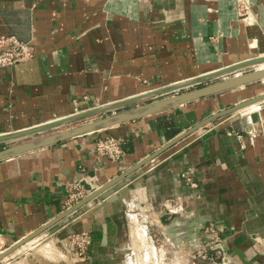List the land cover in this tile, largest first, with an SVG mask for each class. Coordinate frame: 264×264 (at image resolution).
<instances>
[{"label":"crops","instance_id":"crops-1","mask_svg":"<svg viewBox=\"0 0 264 264\" xmlns=\"http://www.w3.org/2000/svg\"><path fill=\"white\" fill-rule=\"evenodd\" d=\"M243 1L254 24L241 21L239 0H0V36H15L34 50L31 60L0 69V137L264 57V0ZM220 80L3 142L0 150ZM262 94L264 83H254L0 162L1 245L9 248L64 213L68 184L81 182L93 192L203 120ZM107 136L122 142L117 160L97 154ZM129 178L127 207L93 200L46 231L52 240L39 253L59 249L60 242L69 249L68 237L87 231L93 239L88 258L73 264H139L144 234L193 250L212 225L233 261L242 264L237 249L247 262L264 264L255 242L264 239V107L198 130ZM178 200L182 210L174 206Z\"/></svg>","mask_w":264,"mask_h":264},{"label":"water","instance_id":"water-1","mask_svg":"<svg viewBox=\"0 0 264 264\" xmlns=\"http://www.w3.org/2000/svg\"><path fill=\"white\" fill-rule=\"evenodd\" d=\"M264 57L255 58L237 65H234L232 67L223 69L221 71L204 75L202 77L192 79L183 83H179L177 85L167 87L165 89H161L159 91H155L152 93H149L147 95L134 98L128 101H124L115 105H111L108 107H103L101 109H96L94 111H90L87 113H83L80 115H75L72 117H68L65 119H61L59 121L51 122L45 125H41L38 127H34L31 129H27L24 131H19L13 134L5 135L0 137V143L3 142H9L19 139H25L30 138L35 135H39L42 133L50 132L59 128H62L64 126H67L71 123L82 121L84 119H87L93 115H96L98 113H101L103 111L113 110L117 109L119 107H124L131 104H136L141 101L167 95L170 93H174L176 91H180L183 89L190 88L195 85H199L202 83H208L215 80L222 79L220 81L208 84L204 87L195 89L193 91H189L180 95L172 96L167 99H163L157 102L149 103L147 105H144L142 107H137L135 109L122 112L116 115H112L110 117L99 119L90 123H86L83 125H80L78 127H74L71 129H67L65 131L59 132L57 134H53L50 136L33 139L24 143H20L17 145H13L7 148H4L0 150V162L15 158L17 156H21L23 154L33 152L35 150H39L42 148H46L49 146H53L56 144H59L61 142L94 134L103 130H108L112 127L129 123L138 119H142L148 116L156 115L159 113H162L164 111H167L169 109L183 106L185 104L208 98L211 96H215L221 93H225L228 91H232L239 88H244L248 85H252L254 83H264ZM246 69H253L250 72H247L245 74H242L241 71ZM229 75H233L232 77H227ZM258 106V109H254L252 111H247L248 109ZM264 107V94L255 97L253 99H250L248 101H245L244 103H241L239 105H235L225 111H221L219 113H216L212 115L211 117L203 120L202 122L198 123L197 125L190 128L187 132L181 134L176 139L171 141L166 147H164L162 150H160L155 155L148 157L138 165H136L134 168H132L130 171H128L123 176H119L118 178L110 180L107 184L104 186L98 188L97 190L93 191L91 194H89L87 197H85L83 200H81L79 203L71 207L70 209L66 210L64 213H62L59 217L51 221L50 223H47L42 229L37 231L36 233L24 238L23 240L15 243L14 245L7 248L5 251L0 253V262L5 260L9 255L17 251L19 248H22L25 246L28 242L33 240L35 237L39 236L40 234L48 231L50 228L54 227L58 223L62 222L66 218L74 215L79 210H81L84 206L89 204L95 199L98 200H109V202H117V201H123L125 203L126 207L128 206L127 202L125 201L126 195L129 193V189L127 188L128 184L131 181V178H129L134 172L145 166L146 164L150 163L152 160L157 158L162 152L166 151L167 149L173 147L178 142L183 140L184 138H187L188 136L192 135L193 133L197 132L198 130L211 125L215 123L216 121L228 117L230 115L239 113L242 116L252 114L261 108ZM125 201V202H124ZM223 239L224 236L220 235ZM187 241V239H185ZM203 243H207V239L203 241ZM179 245V244H178ZM177 247V246H176ZM236 254L239 256L242 264H252L246 261L245 255L240 252L239 250H235Z\"/></svg>","mask_w":264,"mask_h":264},{"label":"built area","instance_id":"built-area-1","mask_svg":"<svg viewBox=\"0 0 264 264\" xmlns=\"http://www.w3.org/2000/svg\"><path fill=\"white\" fill-rule=\"evenodd\" d=\"M239 2V11L245 12V15H247V17L244 18V22L248 25L254 24L256 21L255 18L252 17V11L250 7L243 0H239ZM33 57L34 50L29 43H22L15 36L12 35L0 36V69H8L15 67L16 65L31 60ZM238 138L240 139L242 138V136L239 135ZM96 151L99 157L101 158H110L112 160H117L123 155L122 142L121 140L115 137L107 136L98 141L96 145ZM183 177L189 183L191 188L197 187V184L190 176L183 175ZM65 192V210L70 209L92 193L88 191L81 182L68 184L65 189ZM181 202V200H178L176 203H174V206L181 209ZM205 229L207 243H201L200 247L195 248L199 251L198 256L205 258V256L208 254V248L216 252L218 257L225 261V259H227V252L224 247L220 233L212 225ZM67 240L68 247L70 251L74 253V255L79 258L88 257L90 247L93 242L92 235L89 232L83 231L79 233H73L68 237ZM255 242L259 246L264 248V239L255 238ZM3 251H0V253H2Z\"/></svg>","mask_w":264,"mask_h":264},{"label":"rangeland","instance_id":"rangeland-1","mask_svg":"<svg viewBox=\"0 0 264 264\" xmlns=\"http://www.w3.org/2000/svg\"><path fill=\"white\" fill-rule=\"evenodd\" d=\"M239 12H241L239 13V17L241 21L244 22V18H246L247 15H245V12ZM252 17L255 18V15H253V13ZM252 70L253 69H248L246 70V72L241 73L245 74ZM37 138H39V136H36L34 139ZM148 234L143 235L142 238H145V240H138L139 246L137 249L136 258L139 264H147V262L148 264H237L235 261H233L227 250V259H225V261L219 258L216 252L208 249L207 247L206 248L208 254L205 256V258H203L201 256H198L199 251L196 249L192 250L184 248L176 250L175 247L173 248L170 242L165 241V238L151 239L149 237H151L152 235ZM51 236V232H48L47 234H45L44 232L40 236H37L39 238L35 237L33 240H31V244L19 248L17 251L9 255L5 260L0 262V264H73L72 261L74 259L78 258L79 261L80 259H83L74 255H70L72 252L70 253V249H66L62 242L58 244L59 249L55 250V248H52L51 250H45L44 253H39V249L47 245L52 240L50 239ZM145 242L147 244V247L144 246ZM51 247H53L52 244ZM5 249L6 247L4 245L0 246V251H3ZM261 249L264 252V248L261 247ZM26 259L27 262L25 263L24 261Z\"/></svg>","mask_w":264,"mask_h":264},{"label":"bare ground","instance_id":"bare-ground-1","mask_svg":"<svg viewBox=\"0 0 264 264\" xmlns=\"http://www.w3.org/2000/svg\"><path fill=\"white\" fill-rule=\"evenodd\" d=\"M264 67V66H263ZM258 109V106H255V107H252V108H250V109H248L247 111H252V110H254V109ZM130 257H132V254L130 255ZM132 261H130V263H131Z\"/></svg>","mask_w":264,"mask_h":264}]
</instances>
